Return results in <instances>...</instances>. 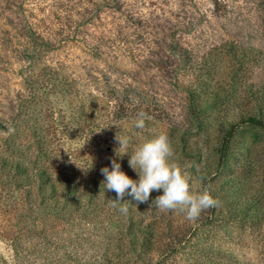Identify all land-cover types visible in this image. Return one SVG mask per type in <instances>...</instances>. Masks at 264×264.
<instances>
[{
  "label": "rangeland",
  "instance_id": "374dc122",
  "mask_svg": "<svg viewBox=\"0 0 264 264\" xmlns=\"http://www.w3.org/2000/svg\"><path fill=\"white\" fill-rule=\"evenodd\" d=\"M215 2L0 0V156L26 167L0 169V264H264V129L239 127L216 172L226 128L264 118V0ZM118 131L129 152L166 132L194 186L219 201L212 217L150 206L162 190L115 207L104 186L68 202L37 194L41 167L63 188L115 157L138 180L130 153L115 156Z\"/></svg>",
  "mask_w": 264,
  "mask_h": 264
},
{
  "label": "clouds",
  "instance_id": "9594fccd",
  "mask_svg": "<svg viewBox=\"0 0 264 264\" xmlns=\"http://www.w3.org/2000/svg\"><path fill=\"white\" fill-rule=\"evenodd\" d=\"M151 117L144 112L138 113L135 126L143 129L145 120ZM118 147L114 150L115 156L122 158L130 153L129 166L138 173L139 179H133L121 170V164L114 157L111 170L108 167L101 169L104 176L102 185L107 191L116 193L113 206L116 202L124 201L125 196L131 197L137 205L149 202L153 191L160 192L151 201L159 211L179 212L189 221H196L200 214L210 208L218 206L219 201L212 191L205 187L197 189L189 171L180 165L174 158V149L166 132H160L145 140L133 151L129 152V137L118 131L114 137ZM66 151V150H65ZM74 162V161H73ZM78 167H80L77 164ZM128 204H121L119 211L127 214Z\"/></svg>",
  "mask_w": 264,
  "mask_h": 264
},
{
  "label": "trees",
  "instance_id": "16d2710c",
  "mask_svg": "<svg viewBox=\"0 0 264 264\" xmlns=\"http://www.w3.org/2000/svg\"><path fill=\"white\" fill-rule=\"evenodd\" d=\"M215 5L217 6V9H220V2L219 0H215ZM119 98L117 97L116 100H118ZM193 105H191L189 107V113L194 116L197 119H200V123H202L205 119V117L207 116V110H202L200 107V104H196L195 102H192ZM132 112V110L125 108V112H122V114H119V116L121 117H127V115H129ZM243 125H247V126H251L254 128H260V129H264V118L257 116V115H249L247 117L241 118V120L234 122L232 124H230L222 138L220 139V142L218 144L217 147V153L219 156V160H218V165H217V170L218 171L219 168H222V166L224 165L229 153H230V143L232 138L234 137L237 129ZM202 128L203 131H206V125L202 124ZM50 153H53V150L50 151ZM39 157H41L39 155ZM102 162V161H101ZM36 163V162H35ZM98 169L96 171V174L100 171L101 168V163H98ZM0 169L2 170V172H5V169H8L11 171H15L18 172V174H21L24 176V173L26 172V167L23 166L19 161H7L5 158H3V156H0ZM93 172V171H92ZM92 172L87 173V174H80L81 172H77L76 174H70L67 175L66 180L62 181L61 185H63V188H60L57 184L56 179L47 172V170L43 167L38 168L36 174H35V179H39L41 182L40 185V190H37V194H44L43 193V187L47 186L49 188V190L51 191L52 189V196H54V198L57 200L58 198H56L57 193L59 192V194L61 195V197L63 198V193H64V200L66 202L69 201L71 194L74 192V190L76 189V191L81 187H86V189H90V188H94L95 189V193H94V198L98 197L96 194L101 190V186L102 185V181H101V173H98V175L92 176ZM213 177V176H212ZM20 179V178H18ZM35 179L32 181L33 183L35 182ZM60 188V189H59ZM60 190V191H59ZM86 194V192L84 193ZM76 197V196H75ZM91 199V198H90ZM209 209H207L206 212H204V214H202V216L205 217H212V212L214 213V209H212L210 212H208ZM203 213V212H202ZM209 213V214H208ZM163 254L165 253V251L162 252Z\"/></svg>",
  "mask_w": 264,
  "mask_h": 264
}]
</instances>
